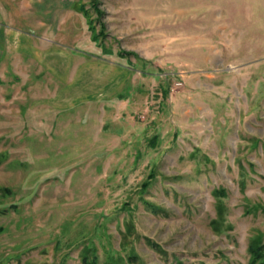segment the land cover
I'll use <instances>...</instances> for the list:
<instances>
[{
	"label": "rangeland",
	"instance_id": "rangeland-1",
	"mask_svg": "<svg viewBox=\"0 0 264 264\" xmlns=\"http://www.w3.org/2000/svg\"><path fill=\"white\" fill-rule=\"evenodd\" d=\"M24 1L0 264H264V0Z\"/></svg>",
	"mask_w": 264,
	"mask_h": 264
},
{
	"label": "crops",
	"instance_id": "crops-1",
	"mask_svg": "<svg viewBox=\"0 0 264 264\" xmlns=\"http://www.w3.org/2000/svg\"><path fill=\"white\" fill-rule=\"evenodd\" d=\"M16 1L18 0H0V56H8L5 52L6 43L15 38V33L12 28H19L20 25L27 23L24 18H29L31 14L26 12V7L28 5H25L26 3L24 0L20 1L22 2L21 5H16ZM20 18H22V20H19ZM35 27L40 28L39 26ZM24 38V36H19L18 40L20 43ZM22 43L19 47H21Z\"/></svg>",
	"mask_w": 264,
	"mask_h": 264
},
{
	"label": "trees",
	"instance_id": "trees-1",
	"mask_svg": "<svg viewBox=\"0 0 264 264\" xmlns=\"http://www.w3.org/2000/svg\"><path fill=\"white\" fill-rule=\"evenodd\" d=\"M121 55H126V52H120ZM260 248L256 246H250L249 251L251 253V263H255L256 260L260 257ZM262 249V248H261Z\"/></svg>",
	"mask_w": 264,
	"mask_h": 264
}]
</instances>
